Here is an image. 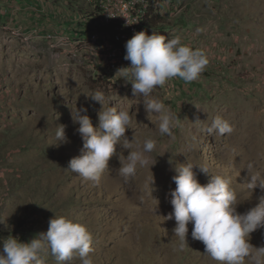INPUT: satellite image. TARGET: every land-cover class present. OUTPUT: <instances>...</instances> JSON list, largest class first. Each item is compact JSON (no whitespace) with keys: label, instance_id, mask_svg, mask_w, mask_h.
<instances>
[{"label":"rangeland","instance_id":"rangeland-1","mask_svg":"<svg viewBox=\"0 0 264 264\" xmlns=\"http://www.w3.org/2000/svg\"><path fill=\"white\" fill-rule=\"evenodd\" d=\"M164 1L161 35H179L209 59L197 81L175 78L151 94L179 115L172 138L159 133L155 115L147 117L131 80L107 70L104 45L91 39L94 26L65 2L0 0V231L7 235H0V253L8 236L28 243L64 216L91 233L94 264H219L192 239L191 224L181 250L175 221L163 219L172 212L174 167L207 165L209 175L193 169L202 185L210 175L230 177L239 213L264 196L242 186L248 175H264V0ZM97 91L105 107L130 111L125 136L135 138L132 150L147 138L157 141L151 169L125 180L117 171L128 155L121 142L99 183L65 171L83 146L71 112L86 108L97 127L101 104L90 97ZM217 116L234 126L231 134L207 132ZM57 125L66 126L67 143L57 144ZM250 243L264 247V228ZM41 254L57 264L49 250ZM257 260L264 264L253 249L244 264ZM67 264H81L80 257Z\"/></svg>","mask_w":264,"mask_h":264},{"label":"clouds","instance_id":"clouds-1","mask_svg":"<svg viewBox=\"0 0 264 264\" xmlns=\"http://www.w3.org/2000/svg\"><path fill=\"white\" fill-rule=\"evenodd\" d=\"M125 49L124 59L130 61V66L117 69L115 77L131 80L133 94H140L144 98L147 117L155 115L159 121V133L172 138L180 120L179 115L151 94L155 88L164 87L175 78L185 83L200 79L209 63L207 54L183 43L179 35L170 37L154 31L151 35L146 31L136 32L126 42ZM90 97L101 104L97 113L98 126L93 127L86 108L75 107L74 115L71 112L74 123L79 125L77 131L83 146L81 154L69 161L68 170L65 171L75 173L86 181L99 183L102 174L109 170V160L116 151V145L121 142L128 155L124 156L123 163L120 161L121 166L117 171L125 180L135 177L138 168L150 166L151 169L157 163L151 156L157 141L147 138L142 147L132 150L135 138L129 141L125 136L133 123L130 111L105 107L102 92L97 91ZM233 131L234 126L220 116L215 117L207 128L208 133L221 136ZM55 139L57 144L68 142L66 126L57 125ZM194 168L209 175L207 165L197 167L186 162L174 167L176 174L172 180L176 187L170 192L172 212L163 217L175 221L173 233L180 241L181 250L187 245L188 225L191 224L192 239L202 242L205 254L219 264H244L253 249H256V256H264V247L257 249L250 243L251 234L264 228V196L260 197L255 207L239 213L231 178L210 175L209 182L202 185ZM153 184L152 175L146 185L150 195ZM242 186L252 192L257 188L264 191V175L254 172L248 175V182ZM92 245L93 237L84 225L64 216L55 217L49 221L46 233L38 234L28 243L12 236L4 239L0 264H46L41 254L45 249L56 258L57 264H67L76 255L80 257L81 264H94Z\"/></svg>","mask_w":264,"mask_h":264},{"label":"built area","instance_id":"built-area-1","mask_svg":"<svg viewBox=\"0 0 264 264\" xmlns=\"http://www.w3.org/2000/svg\"><path fill=\"white\" fill-rule=\"evenodd\" d=\"M167 3L164 0H100L101 14L91 24L94 26L91 39L104 45L103 59L110 73L130 66V61L124 59L125 44L136 32L146 31L151 35L142 24L151 5L159 7L158 13L164 16Z\"/></svg>","mask_w":264,"mask_h":264},{"label":"trees","instance_id":"trees-1","mask_svg":"<svg viewBox=\"0 0 264 264\" xmlns=\"http://www.w3.org/2000/svg\"><path fill=\"white\" fill-rule=\"evenodd\" d=\"M48 1V0H45ZM57 3H63L65 2V6L69 11L76 12V14L79 15L81 21L92 24L96 18L98 19L101 14V7H100V0H91L88 2V0H55ZM159 7L155 5H151L148 15L143 20V26H146L150 34L152 32H156L158 34L163 33V30L168 26L166 23V18L164 16H161L158 13ZM1 236H7L5 235V232L2 230L0 231Z\"/></svg>","mask_w":264,"mask_h":264},{"label":"crops","instance_id":"crops-1","mask_svg":"<svg viewBox=\"0 0 264 264\" xmlns=\"http://www.w3.org/2000/svg\"><path fill=\"white\" fill-rule=\"evenodd\" d=\"M171 1H173V0H171Z\"/></svg>","mask_w":264,"mask_h":264}]
</instances>
